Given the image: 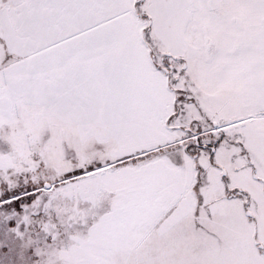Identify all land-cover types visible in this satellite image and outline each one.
I'll return each instance as SVG.
<instances>
[{
	"label": "snow or ice",
	"instance_id": "snow-or-ice-1",
	"mask_svg": "<svg viewBox=\"0 0 264 264\" xmlns=\"http://www.w3.org/2000/svg\"><path fill=\"white\" fill-rule=\"evenodd\" d=\"M0 264H264V0H0Z\"/></svg>",
	"mask_w": 264,
	"mask_h": 264
}]
</instances>
